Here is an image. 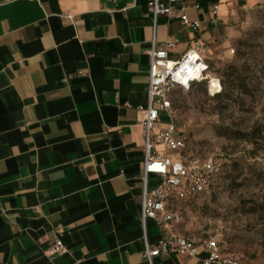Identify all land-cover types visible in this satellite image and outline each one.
<instances>
[{
  "label": "crops",
  "instance_id": "0c3cea01",
  "mask_svg": "<svg viewBox=\"0 0 264 264\" xmlns=\"http://www.w3.org/2000/svg\"><path fill=\"white\" fill-rule=\"evenodd\" d=\"M151 1L0 0V264H146L136 109L146 105L151 41L174 42L175 62L196 39L220 47L238 6L264 4L198 0L188 11L195 35L165 16L153 32ZM156 186L150 176L148 190ZM145 236L154 245L164 233L147 221ZM59 237L66 254L46 258ZM192 240L197 258L152 263L201 264L204 240Z\"/></svg>",
  "mask_w": 264,
  "mask_h": 264
},
{
  "label": "rangeland",
  "instance_id": "374dc122",
  "mask_svg": "<svg viewBox=\"0 0 264 264\" xmlns=\"http://www.w3.org/2000/svg\"><path fill=\"white\" fill-rule=\"evenodd\" d=\"M229 27L220 47H204L223 94L211 96L204 85H194L171 97L186 138L180 155L213 158L222 176L198 200L172 208L182 215L183 236L213 239L238 264H264V4L238 6Z\"/></svg>",
  "mask_w": 264,
  "mask_h": 264
},
{
  "label": "built area",
  "instance_id": "2783aa9c",
  "mask_svg": "<svg viewBox=\"0 0 264 264\" xmlns=\"http://www.w3.org/2000/svg\"><path fill=\"white\" fill-rule=\"evenodd\" d=\"M198 12V0H152L148 6L154 32L159 16L177 17L182 27L197 35L200 23L190 20L188 11ZM208 24L219 26L218 6L212 5L208 11ZM174 42L157 45L152 39L147 52L148 84L146 105L137 107V123L144 135V159L142 164L139 222L143 231V258L146 264H153L157 257L171 254L195 259L198 256L196 243L177 232L182 223V215L172 208L176 202H193L214 186L222 175L221 166L213 158L185 159L180 154L185 150V136L175 123L176 111L171 97L178 89H188L193 84L203 83L206 90L216 88L215 96L221 93L219 80L213 78L204 56V46L197 39L179 60L172 62L168 52ZM230 56L233 50L227 52ZM161 117L165 123H161ZM162 127L161 130H158ZM160 147L161 151L156 148ZM157 179V186L148 190V178ZM152 221L164 236L154 245H149L145 236V225ZM205 257L201 264H238L236 259L224 255L213 239L201 243ZM67 250L61 238H57L46 251V258L62 257Z\"/></svg>",
  "mask_w": 264,
  "mask_h": 264
},
{
  "label": "trees",
  "instance_id": "16d2710c",
  "mask_svg": "<svg viewBox=\"0 0 264 264\" xmlns=\"http://www.w3.org/2000/svg\"><path fill=\"white\" fill-rule=\"evenodd\" d=\"M216 79H218L219 80V83H220V86H221V93L220 94H218L216 97H220L222 94H223V84H222V82H221V79L220 78H218V77H216ZM194 85H204L203 83H200V84H193V85H191V86H194ZM204 87H205V85H204ZM172 102V101H171ZM190 159H193V158H190ZM222 176V175H221Z\"/></svg>",
  "mask_w": 264,
  "mask_h": 264
},
{
  "label": "bare ground",
  "instance_id": "6f19581e",
  "mask_svg": "<svg viewBox=\"0 0 264 264\" xmlns=\"http://www.w3.org/2000/svg\"><path fill=\"white\" fill-rule=\"evenodd\" d=\"M215 91H216V88L214 86H212L210 91H209V94L213 95L216 93Z\"/></svg>",
  "mask_w": 264,
  "mask_h": 264
}]
</instances>
